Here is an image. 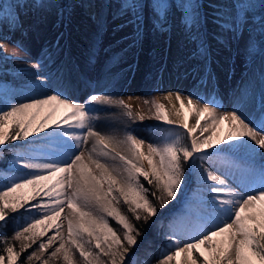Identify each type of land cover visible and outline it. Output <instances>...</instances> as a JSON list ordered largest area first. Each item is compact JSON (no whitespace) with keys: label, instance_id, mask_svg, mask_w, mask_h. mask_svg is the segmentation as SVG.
<instances>
[{"label":"snow or ice","instance_id":"snow-or-ice-1","mask_svg":"<svg viewBox=\"0 0 264 264\" xmlns=\"http://www.w3.org/2000/svg\"><path fill=\"white\" fill-rule=\"evenodd\" d=\"M116 2L112 18L124 20L117 27L132 26L137 38L146 10L161 33L172 30L173 10L180 12V26L194 46L190 59L205 62L202 83L210 73L209 18L219 30L214 39L227 44L247 33L246 50L264 61V0ZM37 4L0 0V32H9L3 39L23 29L22 10ZM110 7L105 0L102 29ZM14 46L29 54L22 41ZM51 59L45 51L34 63L20 61L0 44V264H137L141 248L147 251L151 244L147 229L137 225L155 228L165 217L167 243L155 264H264V72L258 98L245 91L229 111L218 112L221 105L199 92H169L163 95L168 105L144 99L149 114L141 109L134 117L132 106L113 99L106 88L84 103L73 101L59 76L54 81L51 73L39 75ZM18 61L36 69L18 70L32 77L22 99L4 78L7 66ZM90 102L117 105L130 119L172 127L157 142L136 130L102 134L95 122L112 113ZM193 180L195 202L183 195ZM173 201L178 207L161 212Z\"/></svg>","mask_w":264,"mask_h":264},{"label":"rangeland","instance_id":"rangeland-1","mask_svg":"<svg viewBox=\"0 0 264 264\" xmlns=\"http://www.w3.org/2000/svg\"><path fill=\"white\" fill-rule=\"evenodd\" d=\"M108 2L112 4V7L106 10L107 18L102 29L98 21L105 0H38L37 8L30 7L22 10L23 15L21 16V20L23 21V29L16 31L11 36V39H3L4 36L9 35L7 28L0 32V44L3 45L9 55L20 58V61H31L34 63L37 60L36 55L38 54V49H41L43 45L50 48L51 43L56 44L57 38H59V43L63 42V44H65V46L61 48V52L72 54V47L74 44H76V46L80 44L82 48L86 50L88 48L83 38L88 40L93 34L98 35L97 43L106 45V47L98 52H91L90 57L82 55L83 60L81 61V67L75 64V69L69 72H72L73 77L75 74L80 77L81 73L87 75L88 71H95L94 69L97 68L99 62L107 60V56L112 57V55L118 54L119 60L109 65L106 69L109 78L107 85L109 87L112 86V88L122 87L124 89L134 85L137 91L132 93V95L141 99V109H143L144 114L147 115L149 114V106L143 104V100L158 99V96L166 92L162 83L166 75L171 79L170 68L172 64L181 57V52L178 51L181 48V44L178 45L179 49L177 47L174 48V46H168L166 43L169 40L168 33H161L159 30L154 29V21L150 18L147 10L144 17L143 32L140 37L137 38L135 36L132 26L118 28L117 26L119 24L124 23L123 19L114 20L112 18V12L118 7V4L116 0H108ZM209 2L227 3L230 2V0H204L205 5ZM41 5H43L42 8H40ZM38 8L40 10H37ZM204 10L205 12L211 11L207 7H205ZM173 15H176L175 10H173V13L170 15V21ZM180 17L181 13L178 12V22H180ZM207 25L209 26L207 27V43L210 44L211 40L212 44L210 51L214 54L215 59L222 60L219 68L221 65L223 66L222 73H224V78L229 79V86L223 90V100H221L223 103H219L220 101L218 100V103L221 105L219 109L221 111H229L232 108L230 107L232 103H234L237 98H242L243 89L247 85L250 86L252 82L261 75V72H264V61H262L261 57L256 53L246 50L245 46L240 47V40H229L227 44L218 42L213 36L214 34H219V30L211 23V18H209V23ZM177 27V36H182L184 31L180 23L177 24ZM253 36L255 39V33ZM72 38L73 40H71ZM17 41H22L23 44L27 46L29 54L21 51L19 47L14 46V42ZM193 47L194 46L191 45L190 48L193 49ZM75 60H77V56ZM20 61L16 62L14 65L9 64L4 76L9 82L7 87L14 89L18 99L23 98L20 93L26 88L27 82L32 79L30 75L21 73L18 70L24 69L27 70L28 73H32L33 70H36L33 69L32 63ZM198 61L199 60H193V65H198ZM191 64L192 63L189 65ZM204 67L205 64L201 66V70L196 73L195 79L197 80H193L192 82L193 86H195L194 89L197 90L200 95L209 96L212 88L217 89L218 92L220 91L218 88L220 84L215 72L216 68H211L210 65V73H215L214 76L216 77L211 80L214 81V83H208L207 79L206 82H201V79L204 77ZM176 71L173 70L172 79L176 76ZM159 79H161V82L158 81ZM83 80L87 81L86 78H83ZM105 88L106 87L101 88V90H96V93L104 91ZM106 89L109 90L110 88ZM124 89L122 93L121 90L116 89L117 93L111 95L113 99H124ZM69 90L73 91V93L77 92L72 90V88H69ZM70 91L67 92L70 93ZM0 98L4 99L3 92H0ZM131 106L133 116L135 117L141 109L139 110L135 105ZM121 110L126 114L125 109L121 107ZM124 125L125 126H118L116 135L123 136L127 131L136 130V135L149 142L159 141L165 135L164 129L172 127L155 120L145 119L141 122L138 118L134 120L129 118V122ZM149 126H151V128H149ZM98 132L105 134L99 129ZM194 188H196L195 180L187 185V190L183 195L191 197L195 202L196 197L194 195ZM67 211L68 210H66L65 214H67ZM15 215L19 216L20 213H16ZM23 222V220L20 221V223ZM64 228L65 234H67L66 221ZM166 234L162 237L165 244L167 243L165 239Z\"/></svg>","mask_w":264,"mask_h":264},{"label":"bare ground","instance_id":"bare-ground-1","mask_svg":"<svg viewBox=\"0 0 264 264\" xmlns=\"http://www.w3.org/2000/svg\"><path fill=\"white\" fill-rule=\"evenodd\" d=\"M176 15L172 16V19L170 21V23L172 24V30L170 32H167L169 35V40L168 42H166L168 44V46H174L178 47V45L181 44V48L178 50L179 52H181V57L180 59H177V61H175L174 64H172V67L170 68V77L171 79L166 75L164 81H163V86L165 87V91L164 93H162L160 96H158V99L161 100L162 103H164L165 105H168V102L166 100H163V95L168 94L169 92L175 93V92H180L182 94H187L189 92H197V90H195V86H193V80L196 81L197 79H195L196 73H198V71L201 70V66H203L205 64L204 61L199 60L197 62L198 65L194 66L193 65V60L190 59V55H191V51L193 50L191 47V44L188 42L185 33L182 36H177V24H179L180 22H178V18H177V14L178 12L175 11ZM178 22V23H177ZM207 27H209L207 25ZM176 33V34H174ZM173 35V36H172ZM98 35H92V37L90 39H86L83 38L84 42L86 43V46L88 49H83L82 46L80 44H78L76 46V44L73 45L72 49H73V53L69 54L67 52H61V48L65 46V44H63V42L59 43L60 45L57 47L55 43H51L50 48H48V46H42L41 49H38V54L36 55V59H39L41 57V55L45 52L48 51L51 55V63L48 64V66L45 68V70L43 72H40L39 75L44 76L46 75V73H51L52 74V78L55 81L56 77L59 76L60 77V81L59 83L63 84L65 89L67 91H70L69 88H72V90L77 91L76 93H73V91L67 92L66 91V95L69 96L72 100L77 101V102H81L84 103L85 101L88 100V98L90 97V95H92L93 93H96V90H101V88H110L109 90H107V93L109 95L115 94L117 93V90H122L124 88L122 87H116V88H112V86H108V74L106 73V69L108 68L109 65L113 64L116 61H113V57L116 56L117 54H115L114 56L112 55V57H108L107 56V60H103L102 62H99L97 64V68L94 69L95 71H88L87 75H83L81 73L80 77L77 76L75 74V76L73 77L72 69H75L74 66L76 67V65L81 67V61L83 60L82 55H87L86 57H90L91 52H98L100 50H102L103 48L106 47V45H101L98 42ZM73 40V38L71 39ZM239 46L240 47H246V45L249 42V37L248 34L245 33L243 37H241L239 39ZM209 45V52L211 55V61H210V67L213 68L215 67L216 70V75L217 78L219 79V89L220 91L218 92L217 89L212 88V91L210 93L209 96H205L210 100H215L218 103V100L220 101L219 103H221L223 100V90L229 86V79L228 78H224V73H222V69L223 66L221 65L219 68L220 63L222 62V60H217L214 57V54L210 51V48L212 46L211 44V40H210V44ZM67 47V46H66ZM176 50V49H175ZM168 52V49H167ZM75 53V54H74ZM77 56V60H75V57ZM119 60V59H118ZM217 60V61H216ZM75 61V62H74ZM190 63H192L191 65H189ZM215 63V64H214ZM47 64V61H46ZM76 64V65H75ZM72 66V67H71ZM196 67L198 69V71L193 72L192 69ZM34 69V68H33ZM78 69V68H76ZM176 71L175 75L172 79V72ZM36 70H33L32 73H35ZM137 72V71H136ZM86 74V73H85ZM136 74V73H135ZM215 73H209V75L207 76V81L210 84H213L214 81H211L212 78H216L214 76ZM262 74V72H261ZM55 76V77H54ZM83 78H86L87 81H84ZM159 82H161V79L158 80ZM192 82V83H191ZM199 86V84H198ZM55 87V84H52L50 87L51 88ZM210 87V86H208ZM211 88V87H210ZM261 88V75L259 77H257L255 79L254 82H252V84L250 86H246L243 89L244 93L245 91H247L250 95H255L258 98V94H259V90ZM81 90V91H80ZM135 91H137V88L134 85H131L130 87H128L127 89H124V101L130 105H135L139 110L142 108L141 107V99H137L138 97H135L132 95V93H134ZM222 94V95H221ZM204 96V95H202ZM131 97V99H129ZM240 98V97H239ZM120 100V99H118ZM237 100V99H236ZM223 103V102H222ZM234 103H232V105L230 107L233 106ZM90 106L92 107H96L98 109H100L102 112H108V113H112V115H100L99 119L95 122L96 123V131H98V129L100 131H103V133L105 134H115L117 133V128L118 126H125L124 124L129 122V118L127 117V115L121 110L120 106L117 105H112V106H108V105H98L95 104L94 102H90ZM170 107V105H169ZM177 107H179V102H177ZM104 110V111H103ZM113 111V112H112ZM218 112H224L221 111L219 108L217 109ZM185 116L188 117L190 116V113L188 112L187 108H185L184 110ZM174 118V117H173ZM189 124L190 126H194L196 123V118L195 117H191L189 119ZM227 123L224 124L223 126V130L227 131ZM197 135H199V132H197ZM207 135V134H205ZM93 140L94 138H89L86 148L87 149H91L92 144H93ZM264 151V150H262ZM209 184H211V182H209ZM196 188H194V195L196 197V191H197V183L195 182ZM219 239V238H218Z\"/></svg>","mask_w":264,"mask_h":264},{"label":"trees","instance_id":"trees-1","mask_svg":"<svg viewBox=\"0 0 264 264\" xmlns=\"http://www.w3.org/2000/svg\"><path fill=\"white\" fill-rule=\"evenodd\" d=\"M0 100H2L0 98ZM0 167H2L0 165ZM180 197H178V200ZM174 207H177V202L173 201L168 205V208L161 209V212L167 213L169 209H174ZM138 227H143L146 230L145 236L148 238V240L151 241V244L147 247V251L144 250V248H141V251L139 252L137 259V264H143L145 260L150 261V264H155L156 258L162 254L161 249L165 245L164 240H162V237L164 234L168 231V217H165L162 221V224L160 226H157L155 228L148 227L147 225H137ZM12 225H9V231H11ZM159 233V235H157ZM143 239V238H141ZM149 253H151L149 255Z\"/></svg>","mask_w":264,"mask_h":264}]
</instances>
